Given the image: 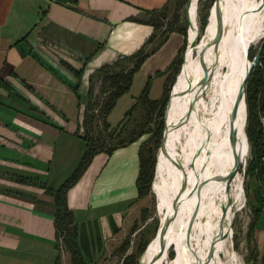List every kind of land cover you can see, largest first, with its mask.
<instances>
[{
  "label": "crops",
  "instance_id": "obj_1",
  "mask_svg": "<svg viewBox=\"0 0 264 264\" xmlns=\"http://www.w3.org/2000/svg\"><path fill=\"white\" fill-rule=\"evenodd\" d=\"M170 1L0 0V264H57L55 204L47 188L58 189L85 151L91 75L145 47L150 54L132 85L137 80L144 89L149 82L151 98L165 88L186 37L172 31L162 43L148 42L154 27L133 18L147 19ZM140 143L95 155L67 194L77 223L133 209ZM254 238L263 258L264 205Z\"/></svg>",
  "mask_w": 264,
  "mask_h": 264
},
{
  "label": "bare ground",
  "instance_id": "obj_2",
  "mask_svg": "<svg viewBox=\"0 0 264 264\" xmlns=\"http://www.w3.org/2000/svg\"><path fill=\"white\" fill-rule=\"evenodd\" d=\"M194 1L196 5L198 0ZM261 2L262 6L256 9ZM225 3L224 41L215 71L210 73L207 82V74L203 75L201 70L197 72L202 60L216 58L209 50L203 52L204 45L208 44L215 33L216 22L213 15L209 18L206 26L208 28L201 37V43L195 47L190 45L187 49L186 63L179 73L168 115V155L175 158L179 156L183 160L186 178H189L188 191L182 199L181 211L169 234V247L175 243L177 256L169 259L168 264H240L238 253L231 248V241L225 234L234 213L246 202L244 175L240 169L236 176L229 180V173L234 166V150L229 133L240 83V75L232 74L230 67L235 63L238 51H243V54L245 51V43L239 29L244 14L246 22L250 23L246 35L253 40L252 44L262 39L264 0H225ZM192 12L197 14V7L194 6ZM192 17L191 13L190 42L194 40L196 30ZM196 47L198 51L195 54ZM197 76L199 88L204 87V90L192 118L183 121L194 94L190 92L189 86ZM244 122L245 115L239 121L241 128L244 127ZM242 137L244 138L243 135ZM242 150L244 162L249 156V142L246 140ZM181 177L182 171L177 164L160 150L154 191L158 209L162 214V224L165 216L171 211ZM159 250L157 233L144 264L156 256ZM219 251L225 253L227 261L221 259Z\"/></svg>",
  "mask_w": 264,
  "mask_h": 264
},
{
  "label": "trees",
  "instance_id": "obj_3",
  "mask_svg": "<svg viewBox=\"0 0 264 264\" xmlns=\"http://www.w3.org/2000/svg\"><path fill=\"white\" fill-rule=\"evenodd\" d=\"M61 3L72 2L73 0H55ZM188 0H181L180 4H184ZM168 4L161 9H155L149 11V18L140 19L133 18L136 21L150 24L154 27L155 31L163 25V19L166 17V10ZM174 23L167 25L163 31L164 38L160 40V43L164 41L167 35L172 31H178L185 36L187 33L184 28H176ZM156 38V33H153L148 42L153 41ZM159 43V44H160ZM150 54L145 47L140 48L134 54L126 56L123 59H119L113 64H106L97 69L90 78L89 85V100L85 106L82 126L84 129V135L81 136L85 142V151L76 167L74 172L69 178L58 188H47V192L53 196L55 204V231L56 241L59 248V256L57 257V264L60 263L61 250H65L70 254L71 264H89L90 257V245H89V222L77 223L75 221L74 212L69 207L67 201V194L71 187H73L78 180L82 177L86 169L91 164L95 155L99 152L105 151L108 154L113 153L118 147H122L129 143L136 141L142 135L153 132L150 125L154 120V115L157 113V117L160 118L158 128L153 132V138H161L164 127V112L171 91V86L174 82L175 74L179 71L183 62L182 48L174 59L172 64L167 69V79L165 83L163 96L159 99H153L150 97V83L148 82L142 93L134 103L132 108L127 114L133 112L139 103L143 104L147 110V120L142 126V131L134 136L129 142H119L113 146L106 145L104 139L100 133H95L96 122L103 120V128L110 132L111 123L108 121V116L117 100L124 93L131 89L134 74L140 69L142 63ZM250 57L253 58L252 49ZM128 62V64L126 63ZM75 72L80 76L81 71ZM173 76H171L172 74ZM99 76L102 79L103 86L102 91L105 93V97L100 104L92 101L94 91V78ZM246 101H247V135L252 151V158L250 160L248 173L255 176L258 181V188L264 193V125L262 123V115H264V50L262 52V59L257 64L247 82L246 87ZM98 105V108H97ZM98 109L97 111L95 109ZM160 146V145H159ZM158 146V148H159ZM140 170L137 177V188L139 199L146 197L151 190L152 183L155 177V169L157 163V153L153 148L145 150L143 145L140 146ZM264 205V200H259V206L255 209L256 218L260 213L261 206ZM119 215H110L103 219L93 221L96 225L99 221H111L112 224L116 222ZM94 224V225H95ZM119 226H114V231H118ZM147 248V247H146ZM264 261V255H263ZM123 264H139L136 260V256L128 255Z\"/></svg>",
  "mask_w": 264,
  "mask_h": 264
},
{
  "label": "rangeland",
  "instance_id": "obj_4",
  "mask_svg": "<svg viewBox=\"0 0 264 264\" xmlns=\"http://www.w3.org/2000/svg\"><path fill=\"white\" fill-rule=\"evenodd\" d=\"M180 3L181 0H171L169 2L166 10V17L162 20L163 25L156 31V42L163 40V31L167 25L172 23H174L173 26L176 28H184L187 33L189 27L186 15V5L188 1L184 4ZM213 3L214 0H198L195 5V1L192 0L191 6L189 7V16L192 13V18L194 19L195 24L194 26L196 27L194 39L198 34V29L200 32V38L197 44L201 42V37L205 32ZM194 6L197 7V14L195 15L192 12ZM147 18H149V16ZM185 37L186 39L185 44L182 47V55H184L188 44L187 36ZM261 42L262 39L258 43L252 45L253 55L258 52ZM197 51L198 47L194 49V53L196 54ZM126 63L128 64V62ZM180 69L175 74L174 81L177 74L180 73ZM171 76H173V74ZM102 86V79L99 76H95L92 96V101L94 103L100 104L105 97V93L102 91ZM142 91L143 88L141 84L136 80L132 85V88L117 100L116 105L108 116V121L111 123L110 132L113 134H109V132L103 128V120L96 122L97 126L95 127V133H100L102 135L107 146L120 144L119 142L121 141L129 142L134 136L142 131V126L147 120V110L145 106L139 103L133 112L127 114ZM163 93L164 88L162 86L160 91L153 93V95L156 96L152 97L154 99L161 98ZM97 108L95 109L96 111L98 110ZM153 118L154 120L150 127L154 132L158 128L160 118L157 117V113H155ZM153 132H148L137 140L141 142L140 144L143 145L145 150L153 148L158 154L164 127L161 138H153ZM251 158L252 151L249 143V156L246 161L241 163L240 167V171L244 175L243 184L246 202L243 207L238 208L234 213L231 224L225 233L226 238L231 241V248L238 253L240 264H261L262 261L261 252L257 248L254 238L256 220L255 209L259 204V200L255 195V190L258 186L256 178L254 175L248 173ZM98 218L102 219L100 217ZM91 221L92 223L89 224L88 228L90 245L89 264H123L128 255L136 256V260L141 264V260L145 263L146 255L155 242L156 235L162 224V214L158 209L156 192L151 187L150 193L146 197L139 199L131 211L128 210L127 213L119 215L118 219H116V222L113 224L111 221H99V224L96 225L93 222L95 221L94 218H91ZM115 225L119 226L118 231H114ZM218 254L221 259L227 261L224 252L219 251ZM175 256H177V248L175 243H173V245L169 247L167 253L161 258L160 263L168 264V260L174 259ZM59 264H71L70 254L63 249L61 250Z\"/></svg>",
  "mask_w": 264,
  "mask_h": 264
},
{
  "label": "water",
  "instance_id": "obj_5",
  "mask_svg": "<svg viewBox=\"0 0 264 264\" xmlns=\"http://www.w3.org/2000/svg\"><path fill=\"white\" fill-rule=\"evenodd\" d=\"M192 0H188V3L186 5V15L188 19V31H187V48L186 51L183 55V62L181 64V69L186 63V53L187 49L190 45L193 47L197 46V42L199 41L200 38V32L198 29V34L196 38L190 42V27L192 26V21L189 16V7L191 6ZM225 0H214V3L211 7V12L209 18H211L214 15L215 18V33L213 37L209 40L208 44L204 45L203 52L205 50H209L211 54L213 53L216 55V58L213 60L211 58H206L200 62V65L198 67L197 72L201 70L203 72V75L207 74V79L206 82L208 81L210 77V73L215 71V67L218 65V61L220 59V51L222 48V43L224 41V32H225V26H224V18H225ZM263 2L256 8H260L262 6ZM246 14L243 15L242 20L240 22V32L242 35V40L245 43V51L243 54V51H238V55L236 57L235 63L230 67L232 74H239L240 75V83L238 86L237 90V95L235 99V104H234V110H233V119L231 122V128H230V133H229V140L231 142V145L234 150V166L229 173V180H232L236 174L238 173L241 163H242V157H243V150L242 147L244 145V141L246 140L249 142L248 135H247V118H248V110H247V101H246V87H247V82L248 79L254 69V67L261 62L262 59V52L264 50V35L262 36V42L260 45V48L258 52L254 55L253 58L250 57L251 49H252V43L253 40L248 38L246 34H248V29L250 27V23L246 22L245 20ZM206 27L205 29H207ZM201 43V42H199ZM212 48V50H211ZM180 69V71H181ZM179 80V74H177L175 81L173 82L171 86V91L169 94V98L167 101V105L165 108L164 112V132H163V137L161 141V145L159 148V151H163L165 154H167L168 158L173 161L174 163L177 164L178 168L182 171V177H181V183L179 188L177 189V194L174 197L172 201V206H171V211L165 216L164 222L162 226L160 227L158 231V238H159V246L160 250L156 256L152 257L150 261L147 264H162L159 263L158 261L160 258L163 256V253L165 250L169 247L170 242H169V234L171 230L173 229V225L175 220L177 219V216L179 212L181 211V206H182V199L185 195V193L188 191V186H189V178H186L185 174V163L183 160L179 157L176 156V158L172 155H168V144H167V139H168V131H169V126H168V115L171 109V103H172V98L175 93V86L176 83ZM190 92H193V97L189 103L188 106V112L184 118L183 121L189 120L192 118V115L194 111L197 109V103L200 97L202 96V92L204 90L203 88H199V78H194V80L191 81L190 86H189ZM245 115V124L244 127L239 126V121L242 118V116ZM242 129V131H241ZM242 134L244 138L242 137ZM240 143V146H239ZM159 151L157 154V163H156V169H155V176L157 173V167H158V162H159ZM173 180V179H172ZM152 189H154V182L152 184ZM256 198L260 201L264 200V193L260 188H257L255 191ZM146 250V249H145ZM144 250V251H145ZM212 251V250H211ZM144 253V252H143ZM141 264H144L141 260ZM208 264V263H207Z\"/></svg>",
  "mask_w": 264,
  "mask_h": 264
},
{
  "label": "built area",
  "instance_id": "obj_6",
  "mask_svg": "<svg viewBox=\"0 0 264 264\" xmlns=\"http://www.w3.org/2000/svg\"><path fill=\"white\" fill-rule=\"evenodd\" d=\"M261 120H262V123H263V125H264V115H262ZM263 160H264V157H263Z\"/></svg>",
  "mask_w": 264,
  "mask_h": 264
}]
</instances>
